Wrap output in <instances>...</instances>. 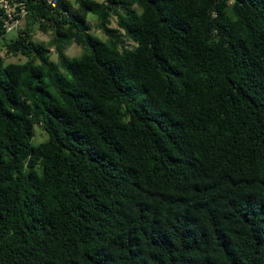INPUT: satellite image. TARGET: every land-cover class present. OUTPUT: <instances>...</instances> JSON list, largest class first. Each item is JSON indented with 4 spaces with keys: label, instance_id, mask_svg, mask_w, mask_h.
I'll return each instance as SVG.
<instances>
[{
    "label": "trees",
    "instance_id": "trees-1",
    "mask_svg": "<svg viewBox=\"0 0 264 264\" xmlns=\"http://www.w3.org/2000/svg\"><path fill=\"white\" fill-rule=\"evenodd\" d=\"M24 1L0 264H264V0Z\"/></svg>",
    "mask_w": 264,
    "mask_h": 264
},
{
    "label": "rangeland",
    "instance_id": "rangeland-1",
    "mask_svg": "<svg viewBox=\"0 0 264 264\" xmlns=\"http://www.w3.org/2000/svg\"><path fill=\"white\" fill-rule=\"evenodd\" d=\"M91 19V23H92V29L94 30L95 33H97L98 35L104 37V33L100 30V28H98L96 26V19L93 15L89 16ZM113 25H115V22H112ZM16 34L15 31H9L5 34L6 39L10 38V37H14ZM51 36V32L50 31H43L39 28H34L33 30V34H32V38L33 40L36 41H47ZM0 53L4 55V60L7 61H22L25 59V56L22 55L21 53H17V54H13V53H5V46L3 45L2 41H0ZM81 51V46H79L76 43H72L70 44L67 49L66 52L68 55H74L77 54ZM53 58H56V53L52 52L51 55ZM34 130H35V134L34 137L32 139V141L34 143H37L43 139H45L47 137V132L41 128V126L39 124H35L34 126Z\"/></svg>",
    "mask_w": 264,
    "mask_h": 264
},
{
    "label": "built area",
    "instance_id": "built-area-1",
    "mask_svg": "<svg viewBox=\"0 0 264 264\" xmlns=\"http://www.w3.org/2000/svg\"><path fill=\"white\" fill-rule=\"evenodd\" d=\"M46 1L53 6L57 3V0ZM28 11V6L24 0H0V21L4 33L17 32ZM64 13H67V11H64Z\"/></svg>",
    "mask_w": 264,
    "mask_h": 264
}]
</instances>
